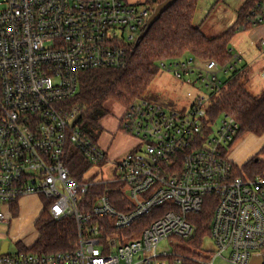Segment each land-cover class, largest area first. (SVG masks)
Returning <instances> with one entry per match:
<instances>
[{
  "label": "built area",
  "instance_id": "obj_1",
  "mask_svg": "<svg viewBox=\"0 0 264 264\" xmlns=\"http://www.w3.org/2000/svg\"><path fill=\"white\" fill-rule=\"evenodd\" d=\"M152 13L147 0H0V224H10L23 198L37 196L53 219L73 218L78 235L73 250L53 253L32 250L36 241H15V251L9 241L1 253L3 240L0 264H249L264 251V174L236 173L227 148L240 125L228 113L213 119L210 111L243 70L238 55L226 64L192 55L161 61L159 69L191 87L190 104L141 97L123 106L119 128L138 146L115 164L111 178L70 172L74 150L91 166L107 161L81 118L75 122L78 106L68 105L80 73L123 68ZM262 24L259 0L239 28ZM207 203L214 249L204 250L203 241L187 257L180 249L194 234L191 216Z\"/></svg>",
  "mask_w": 264,
  "mask_h": 264
},
{
  "label": "trees",
  "instance_id": "obj_2",
  "mask_svg": "<svg viewBox=\"0 0 264 264\" xmlns=\"http://www.w3.org/2000/svg\"><path fill=\"white\" fill-rule=\"evenodd\" d=\"M164 0H147L154 11ZM259 0H246L237 13L236 23L224 33L208 37L200 26L194 24L198 0H177L150 28L143 39H138L128 49L127 63L123 68H94L80 73L79 92L68 100L69 106H78L82 117L79 123L83 132L98 139L100 121L107 115L106 102L113 100L122 106H129L144 97L143 94L158 73L163 60L192 55L199 60L214 59L221 64L231 61V39L241 25L246 24V15ZM215 119L222 113L233 116L240 125L239 136L249 133H264V93L252 95L235 78L224 94L211 105ZM67 165L72 176L80 179L91 163L84 155L74 150L68 157ZM236 173L245 177L264 174V161L250 160ZM99 191L103 187L98 188ZM113 202L121 208L116 195ZM210 199L209 197L206 200ZM14 208V214H17ZM213 216V205L207 203L199 214L191 216L195 231L185 240L180 249L183 255L197 254L209 235ZM39 236L33 246L35 252L53 253L73 250L77 245V223L73 218L55 220L49 213L48 204L35 222ZM190 263V262H189Z\"/></svg>",
  "mask_w": 264,
  "mask_h": 264
},
{
  "label": "rangeland",
  "instance_id": "obj_3",
  "mask_svg": "<svg viewBox=\"0 0 264 264\" xmlns=\"http://www.w3.org/2000/svg\"><path fill=\"white\" fill-rule=\"evenodd\" d=\"M143 1L144 0H133V2L138 3ZM236 4V0H198V7L193 22L195 25L200 26L202 31L208 37L219 36L228 29L229 25L227 24L234 15L233 9L236 7ZM250 30L251 29L240 30L237 33L238 36L235 34L237 39H241L243 41V47L247 46L244 42L246 39L248 40L249 35L247 32ZM231 46L232 42L230 43V47ZM258 54H260L259 49L255 53V56ZM258 58V62L253 65L251 74H249V76L253 75L250 77H256V81L259 80V82L256 83L257 88L260 83L263 84V80L260 78V69L261 67H264V56H259ZM246 77L247 76H245V78ZM246 88L251 94L257 97L261 96L264 92L262 90V92L256 93L254 89L252 88L251 90L248 85H246ZM190 89L191 87L182 84L171 73L159 69L143 96L157 102L181 108L188 106L191 102V99L187 96V91ZM105 108L107 110V115L100 121L101 131L99 132L97 141L98 145L105 150L107 161L92 164L86 173L87 178L92 176L100 179L111 178L116 166L115 164L120 162L127 153L134 150L140 143L133 135L124 132L119 128L120 119L124 113V107L119 103L110 100L106 102ZM250 142L251 141L248 139V136H239L227 148V156L233 160L235 158L237 166L242 164L239 157H241L242 154L245 155L247 153V150L250 148ZM252 145H254V143H252ZM258 158L264 160V152H258ZM21 201L22 207L18 217L14 218L9 214L8 218L10 220V224H0V234H7L4 237L0 236V245L3 240L10 241L11 251L16 250V246L14 244L15 241L31 244L37 240L39 232L34 224L35 219L30 222L29 218L32 214H37L38 216L43 209L44 202L46 203L45 198L40 199L37 197L25 198ZM203 245L204 250L209 251L214 249L213 242L209 237L205 238ZM161 247L164 250H172V247L169 245L167 246L165 243H163ZM216 264L228 263L217 260ZM249 264H264V251L254 252L250 258Z\"/></svg>",
  "mask_w": 264,
  "mask_h": 264
},
{
  "label": "crops",
  "instance_id": "obj_4",
  "mask_svg": "<svg viewBox=\"0 0 264 264\" xmlns=\"http://www.w3.org/2000/svg\"><path fill=\"white\" fill-rule=\"evenodd\" d=\"M129 1L133 2V0H129ZM236 1H237L236 7L233 9L234 15L229 20V22L227 24V25H229L228 28H230L231 26H233L236 23L237 16H238L237 15L238 10L241 8V6L244 4V2L246 0H236ZM248 29H251L250 31L247 32V34L249 35V38H248V40L246 39V41L244 42L247 46L243 47L242 46L243 41L241 39L236 38L238 36V34H237L238 32H237L236 33L237 36L234 34V36L231 39L232 46L230 47V49H231V52L233 55H238L242 59L240 65L242 66L243 70L236 77L237 81L240 84H242L245 88H246V85H248L251 88V90L253 88L254 91L257 93V92H262V90L264 91V89H263L264 88V67H261V69H260V78L263 80V84L260 83L258 88H257L256 83L259 82V80L256 81L257 78L256 77H250L253 75L249 76V74H251L253 65L258 62V60H259L258 57L264 56V50H262V49H264V44H262V39H264V24H262L260 26H256V27H251ZM258 49L260 51V54L255 56V53L257 52ZM245 76H247V77L245 78ZM245 135L248 136V139L251 142L249 144L250 148L247 150V153L245 155L242 154L241 157H239V159H241V161H242L241 162L242 164L240 166H237V164L235 162V158H234V160L231 159L235 163V165L237 166V168L239 170H241L242 167L245 164H247L250 160L255 159L257 161L258 159H260V158H258V152L259 153L264 152V133L262 135H259V136L254 135V134L245 133L241 136H245ZM252 143H254V145H252ZM260 160H262V159H260ZM36 197L37 196H28L25 198H36ZM25 198H23V199H25ZM37 198H40V197H37ZM21 203H22V201H21ZM21 203L17 208V210H18L17 214L13 213L11 215L12 217L16 218L20 214V209L22 207ZM43 210H44V204H43V209L38 214V216H37V214H32V216L29 218L30 222L35 219V221H34V224H35L36 220L38 219V217L40 216V214L42 213ZM36 216H37V218H36Z\"/></svg>",
  "mask_w": 264,
  "mask_h": 264
},
{
  "label": "water",
  "instance_id": "obj_5",
  "mask_svg": "<svg viewBox=\"0 0 264 264\" xmlns=\"http://www.w3.org/2000/svg\"><path fill=\"white\" fill-rule=\"evenodd\" d=\"M177 0H164L163 2L156 5L153 13L149 17L144 31L140 34L139 39H143L150 28L154 25L156 21L161 17V15L169 9ZM82 117L81 114H78L75 118V122H78ZM9 241H5L1 250V253H6L8 251Z\"/></svg>",
  "mask_w": 264,
  "mask_h": 264
}]
</instances>
